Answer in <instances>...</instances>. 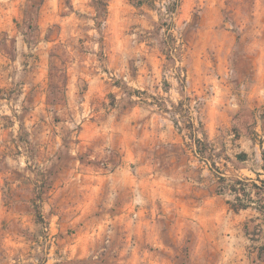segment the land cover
Instances as JSON below:
<instances>
[{"label": "rangeland", "instance_id": "rangeland-1", "mask_svg": "<svg viewBox=\"0 0 264 264\" xmlns=\"http://www.w3.org/2000/svg\"><path fill=\"white\" fill-rule=\"evenodd\" d=\"M95 1L0 0V264H264V0Z\"/></svg>", "mask_w": 264, "mask_h": 264}, {"label": "trees", "instance_id": "trees-1", "mask_svg": "<svg viewBox=\"0 0 264 264\" xmlns=\"http://www.w3.org/2000/svg\"><path fill=\"white\" fill-rule=\"evenodd\" d=\"M134 6L141 7L143 4H145V0H130ZM106 2L107 0H96L95 3L97 5H101L100 8L103 10V12H106ZM148 6H154V4L148 5ZM99 11V10H98ZM166 11L171 12L170 8H166ZM100 12V11H99ZM182 106V102L180 101L174 109H177ZM174 124L176 126L177 123L174 121ZM189 130L192 132L191 138L194 142V144L197 146L198 149H200L204 144V142L200 141L195 137V134L193 132V125L188 127ZM206 146V145H205ZM196 153V152H195ZM201 153L199 151L198 154H200L201 160H207L203 156H201ZM261 159L264 161V154H261ZM235 159L238 162H244L247 160L248 155L245 152H239L234 155ZM263 173H255L256 178L259 182L257 185L254 180L249 178H237V179H227L223 174L218 177L219 181V187L217 190V194L219 195H229L231 198L226 200V204L228 206V209L234 213H238L242 210H247L249 208H253L260 213L264 214V199L262 200H256L253 198L255 196L256 198L260 195V193L264 194V165H262ZM261 175H263V178H261ZM255 190V192H253Z\"/></svg>", "mask_w": 264, "mask_h": 264}]
</instances>
